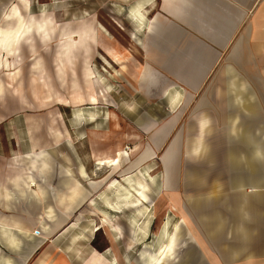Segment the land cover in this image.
I'll list each match as a JSON object with an SVG mask.
<instances>
[{"label": "crops", "instance_id": "1", "mask_svg": "<svg viewBox=\"0 0 264 264\" xmlns=\"http://www.w3.org/2000/svg\"><path fill=\"white\" fill-rule=\"evenodd\" d=\"M152 3L144 9V3L138 2L135 9L138 17L144 13L133 22L137 59L128 74L131 90L127 89L136 102L142 93L146 116H140L136 103L126 115L136 119L143 131L163 120L165 157L178 158L177 165L163 158L166 175L159 198L163 212L179 220L182 232L179 258L172 264H264V0ZM17 6L0 5V30L12 29L15 35L12 46L0 44V125L8 119L7 97L24 92L19 62L37 57V42L42 40L37 34L44 36L47 27L46 20L36 19L27 5ZM85 28L69 33L68 37L78 36V41L71 39L73 50L68 49L71 68L79 44L87 51L94 40V28ZM33 35L36 45L31 48L26 41ZM119 52L121 64L126 63L128 54ZM32 69L30 82L40 83L43 90L41 68L40 73ZM84 79L91 93L82 98L96 104L93 83L98 79L89 65ZM119 96L117 101H123ZM155 98L161 103L152 102ZM20 100L19 108L30 107L23 96ZM29 118L33 127L28 126L31 147L26 153L12 147L17 139L0 134V264H144L156 246L146 242L150 232L147 236L144 230L139 232L133 219L130 228H123L119 214L124 209L118 203L123 204L119 197L125 184H142L148 194L149 167L117 188L124 175L125 153L120 145L114 150H74L66 163L47 164L43 158V164L32 165L26 155L46 150L44 141L60 162V141L71 137L59 129L47 136L37 134L34 130L41 119ZM97 120H108V114ZM152 156L147 148L133 163ZM97 165L109 167V175L116 176V182L108 185H115L112 196L117 201L107 197L106 210L96 207L103 205L101 193L107 182ZM111 213L116 216L112 223L107 221ZM100 221V229H93ZM125 230L130 234L125 235ZM101 233H107L105 239L97 240Z\"/></svg>", "mask_w": 264, "mask_h": 264}, {"label": "rangeland", "instance_id": "2", "mask_svg": "<svg viewBox=\"0 0 264 264\" xmlns=\"http://www.w3.org/2000/svg\"><path fill=\"white\" fill-rule=\"evenodd\" d=\"M138 2L144 3V9L153 4L152 0H0V5L16 4L20 7L27 5L31 15L36 19L41 20L43 18V20H46L47 26L44 36L37 34L40 40L42 39L40 44L37 42V57L30 55L31 57L28 56L26 60L19 62V65L21 64L19 68H21V73L23 74L24 89L20 96H23L29 102L30 107L19 108L18 105L21 104L19 103L21 102L20 96L9 94L5 108L9 115L8 119L0 125V134L6 133V139H17L16 143L15 141L12 142V147L16 151L20 150L25 153L31 147L28 140V126L31 128L33 125H30L32 122L28 120L30 119L29 117L41 119L37 129L34 130L37 134L42 135L43 132L47 136L51 135L53 130L59 129L60 134L70 135V140L67 138L62 140L58 146L60 149V162L53 159L51 154L52 147L49 145L50 143L48 144V142L44 141L46 150L41 149L26 155L32 165L39 161H42L43 164V158L48 160L47 164L66 163L68 154H73L74 150L84 148L114 150L116 146L120 145L125 153V157L122 156L121 163L124 175L122 178H118L117 188L125 184L126 178L134 179L139 170L144 172L148 167L146 174L151 175V178L148 175L145 176L149 184V190L148 194H146V189H144L146 199L138 206L125 204V201H122V196L125 193L123 191L122 196L120 195L119 197L120 199L122 198L120 202L122 201L123 204H118L120 206L123 205L121 208L124 210L122 213L120 212L119 219L122 218L123 228L125 229L130 228L134 220L136 221L135 225L138 224L136 228H138L139 232L144 230L146 236L150 232L146 242L151 241L150 244H155L157 253L160 252L161 245L165 241L164 229H166L167 236L172 237V242L160 264H164L168 258L171 259L167 264H172L179 258L178 252L181 246L182 232L179 220L168 211H165L167 213L165 215V212H163L164 206L159 205V198L162 196V182L164 175H166L165 165L167 163L163 162V158H166L167 162L173 165L178 164V158L165 157L167 136L163 138L164 135H162L165 128L163 120H158L149 131H143V126H140L136 119L131 120L126 115V110H130L132 105L134 106L136 103L140 107V116H146L144 112H146L147 107V101L143 100L142 93H139L140 97L136 102L135 99L128 96L130 94L127 92V89L131 90V82L129 81L131 78L128 77V74L133 67L132 62L137 59V50L133 48L132 43L133 38H135L133 28L135 24L133 22L134 18H137L134 10ZM143 13L141 12V18ZM148 14L149 11H145V15L147 16ZM86 26L94 28V40L89 42L90 49L87 51L82 49L84 45H76L78 46L76 57L73 58L71 68L68 63L67 43L71 39L78 41V36L71 35V37H68L69 33L73 30H83ZM82 42L77 43L82 44ZM26 43L31 48L35 47L36 40L34 35ZM109 49L128 51L129 60L121 64L122 59L114 60L107 52ZM23 53L25 54V49H23ZM86 65H89V68L95 72L98 79L93 83V93L98 98L96 104H90L85 99L91 93L85 89L84 73ZM32 67L39 73L41 68V74L45 79L43 90L40 83L32 85L30 82L33 73ZM118 72L119 75L117 76ZM73 75L75 77L71 79L72 91L70 78ZM73 81H77L82 86V89L80 90V85L73 83ZM124 87L125 89L123 90L122 88ZM101 89H103V92ZM106 90L108 93H106ZM99 91H101V94ZM79 95H81L82 100ZM119 95H123V101H117V97L121 98ZM83 96L85 97L84 99L82 98ZM55 100L59 104L55 103ZM152 102L161 103L159 98L152 99ZM0 111H3V108H0ZM91 113L92 118H90ZM101 114L103 118L108 114V120L94 121ZM90 139H93V141L91 142ZM158 141H160V144L157 148L155 143ZM147 148L154 152V156L147 158L140 164H134L133 162ZM127 152H129V158L126 156ZM123 157L125 160L128 158V160L124 161ZM53 160L55 161L52 162ZM96 167L101 173L100 175L107 179L106 186L103 188L104 193H101L103 205L100 201L101 205L96 207L106 210L105 199L107 197L114 203L117 201L112 196L115 185L113 188L108 185L113 179L116 182V176L115 173L109 175V167L102 165H97ZM129 185L125 184V187ZM148 200L150 201L149 204ZM144 206L149 209L146 216L140 213V209H144ZM114 215V213H111L110 217L108 216L110 222L111 219L115 220L116 216ZM101 224L103 223L100 221V224L93 229L99 230ZM106 234L101 233L96 239H105L103 236H106ZM124 234L129 235L130 232L125 230ZM146 242H142L140 246H144ZM140 258H143V256ZM141 264H143L142 261Z\"/></svg>", "mask_w": 264, "mask_h": 264}, {"label": "bare ground", "instance_id": "3", "mask_svg": "<svg viewBox=\"0 0 264 264\" xmlns=\"http://www.w3.org/2000/svg\"><path fill=\"white\" fill-rule=\"evenodd\" d=\"M12 6H13V4H12ZM134 13L136 14L137 11L135 12V10H134ZM135 16H137V14ZM141 16L142 15L140 14V16L139 17L137 16V17L138 18H141ZM45 27H46V25H45ZM46 29L47 28L43 29V32H46ZM79 38L80 39L83 38V33H79ZM73 41L74 40H71L70 43H67V50L68 49L69 50H73V48H74V45L72 43ZM14 42H15V35H14V32H13L12 29L11 30H8V29H6V30H0V44H4V45H6V47H10V46L13 45ZM122 51H123V54L127 57V54H129L128 51H125V50H122ZM108 54L114 60H116V61L121 60L123 58L121 56L122 53H120L116 49H110V50H108ZM13 76H14V74L12 75V78H13ZM92 100H96V99L95 98H92ZM107 164H112V161H108ZM111 183H110V185H111ZM144 189H146V186H144L142 184L138 185V187H133L131 185L124 187L123 188V191H125V193L123 194L122 197H123V201H125V204H128L130 206H138V204L142 203V201H144L146 199V194L144 193ZM148 211H149V209H148L147 206H144V209H140V213L142 215H144V216H146V214H148ZM103 216H104L103 217L104 220H102V222L104 223L105 222V216L106 215H103ZM107 221L110 222V219L108 218ZM164 236H165V241L162 243L163 245H162V248H161V252L160 253L159 252L158 253L155 252V253L148 254V259L145 261V264H160L161 263V259H163L164 256L166 255L167 250H168V248H169V246L171 245V242H172V237L171 236H169V237L167 236V230L166 229H164ZM143 251H145V250H143Z\"/></svg>", "mask_w": 264, "mask_h": 264}, {"label": "built area", "instance_id": "4", "mask_svg": "<svg viewBox=\"0 0 264 264\" xmlns=\"http://www.w3.org/2000/svg\"><path fill=\"white\" fill-rule=\"evenodd\" d=\"M34 233H35V234H37V233H38V231H37V230H35V231H34Z\"/></svg>", "mask_w": 264, "mask_h": 264}]
</instances>
